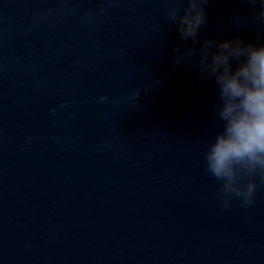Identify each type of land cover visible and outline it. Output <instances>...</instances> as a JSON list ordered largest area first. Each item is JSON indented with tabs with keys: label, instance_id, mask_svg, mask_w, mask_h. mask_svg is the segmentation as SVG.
I'll use <instances>...</instances> for the list:
<instances>
[{
	"label": "water",
	"instance_id": "water-1",
	"mask_svg": "<svg viewBox=\"0 0 264 264\" xmlns=\"http://www.w3.org/2000/svg\"><path fill=\"white\" fill-rule=\"evenodd\" d=\"M165 3L0 0V264H264V182L219 208L215 86L174 60L254 39L246 0H208L195 44Z\"/></svg>",
	"mask_w": 264,
	"mask_h": 264
},
{
	"label": "clouds",
	"instance_id": "clouds-1",
	"mask_svg": "<svg viewBox=\"0 0 264 264\" xmlns=\"http://www.w3.org/2000/svg\"><path fill=\"white\" fill-rule=\"evenodd\" d=\"M208 0H166L165 16L181 41L199 38ZM248 11L237 23L255 27L254 39L239 33L205 36L198 46L175 49V63L189 61L198 77L211 81L217 100L213 120L220 124L202 152L206 172L218 182L221 210L234 201L253 203L258 181L264 182V0H246Z\"/></svg>",
	"mask_w": 264,
	"mask_h": 264
}]
</instances>
